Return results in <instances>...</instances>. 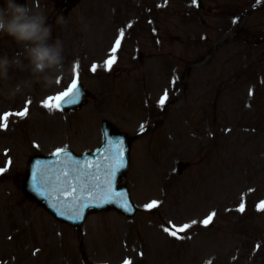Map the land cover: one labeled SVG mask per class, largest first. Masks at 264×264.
Wrapping results in <instances>:
<instances>
[{"label": "rangeland", "instance_id": "rangeland-1", "mask_svg": "<svg viewBox=\"0 0 264 264\" xmlns=\"http://www.w3.org/2000/svg\"><path fill=\"white\" fill-rule=\"evenodd\" d=\"M28 1L45 8L53 39L64 42L68 72L54 89L37 87L12 102L0 97V114L29 109L0 129V149L13 163L12 185L3 187L11 193L0 195V264H12L18 249L19 260L33 263L29 249L20 250L24 239H6L7 229L10 236L30 221L19 209L31 205L19 192L26 157L98 145L102 117L141 131L126 176L138 213H94L81 228H69L35 206L31 229L38 223L46 244L38 264H264V0H201L203 11L193 0H145L143 7L137 0H81L64 24L53 0ZM121 31L116 70L92 71L91 62L110 56ZM18 48L0 35V55ZM74 76L91 89L85 108L67 117L41 105ZM130 85L140 91H128ZM40 120L55 129L43 132ZM179 162L188 164L179 171ZM153 200L159 204L145 208ZM183 225L189 227L179 231Z\"/></svg>", "mask_w": 264, "mask_h": 264}, {"label": "clouds", "instance_id": "clouds-1", "mask_svg": "<svg viewBox=\"0 0 264 264\" xmlns=\"http://www.w3.org/2000/svg\"><path fill=\"white\" fill-rule=\"evenodd\" d=\"M58 22L65 23L62 17ZM52 32L43 10L17 0H2L0 35L10 37L19 48L12 55H0V97L12 102L37 87L47 91L59 84L68 68L64 42L59 37L53 39Z\"/></svg>", "mask_w": 264, "mask_h": 264}, {"label": "snow or ice", "instance_id": "snow-or-ice-1", "mask_svg": "<svg viewBox=\"0 0 264 264\" xmlns=\"http://www.w3.org/2000/svg\"><path fill=\"white\" fill-rule=\"evenodd\" d=\"M193 3H195V0H193ZM123 36V31L120 32V36L117 38L115 45L113 46L111 52L112 54L109 56L108 60H105L104 62V67L106 70H110L112 64L115 63L116 61V56H115V52L118 49V46L121 43L120 37ZM79 67V65L77 64L76 66H74L73 71L75 72L76 69ZM97 65L94 63L91 66V70L92 71H96L97 70ZM60 83V82H59ZM80 97H81V92H80V88L78 85V78L76 76L73 77L71 83L69 85H67V87L65 88L64 91H60L57 92L55 95H49L47 96L44 100L41 101V105L44 108H47L49 111H54V110H63V105H75L77 103H79L80 101ZM167 97V93L165 94V97L161 98L160 103L163 104L165 102V99ZM28 103H31L30 101ZM28 106L27 104L25 105V107L19 111V112H4L3 114H0V129L6 128L8 125V119L9 117L15 115V116H19V117H24L28 114ZM141 130L143 131V126H141ZM65 152V148H58L56 149V153H62ZM69 158H70V154H69ZM122 160V157H121ZM78 163V162H77ZM88 167H91V165H88ZM3 171H5V169H0V173H2ZM72 172L75 173L74 176H70L69 172L65 171L61 174L62 177H66L67 179L62 180V183L65 185H68L70 187V191H68L66 193L67 196H72L73 197V201H79L80 200V196H73V193L77 192V186H79V190L80 192H83L85 189H90L91 191H95L96 188L99 187V185H96L93 183L94 180H98V177H93V175L88 172V171H78L77 169H72ZM114 175V171L112 173ZM34 176V181H35V172L33 174ZM57 179H60V177H58ZM76 181V185L72 184V180ZM107 202V201H105ZM90 203V201H89ZM264 203V202H262ZM159 204V201H151L149 204L145 205V208H153L155 206H157ZM87 206L85 205H81L80 209L78 211H76L74 213L73 216H69V219H78L80 217V214L82 212L83 207ZM126 209L129 208L130 206L127 204V202L125 201L124 205H123ZM243 204H241V208L240 210L243 211ZM60 215H64L63 212H59ZM213 214H210L204 221V224H208L212 218H213ZM193 223H195V221H193ZM189 227V225H183L179 231H183L184 229H187ZM165 231H168V229H165ZM170 235L180 238L177 235V231H171L169 233ZM125 264H130V262H125Z\"/></svg>", "mask_w": 264, "mask_h": 264}, {"label": "water", "instance_id": "water-1", "mask_svg": "<svg viewBox=\"0 0 264 264\" xmlns=\"http://www.w3.org/2000/svg\"><path fill=\"white\" fill-rule=\"evenodd\" d=\"M108 128H110V127L108 126ZM125 143H126V145H128V141H125ZM34 160H36V158H34ZM46 162L51 163V162H54V161H53V160H47ZM43 165H44V163L41 164V165H39V168H42ZM120 165H121V164H120ZM32 170H33V169H32V167H31L30 171H32ZM40 173H42V172L39 170V174H40ZM32 184L34 185V182H33ZM99 193H100L101 195H104V193H105L106 195L116 196V197L113 199V202H114L116 205H118V206H117L118 209H120V210H122L123 212H126V213H128V214H132V213H133V205L129 202V198H128V196L126 195L125 192L121 193V192H119V190H116L115 187H114V189H113V187L110 185V186H108V187H106V188L103 187ZM125 201H126L127 204L130 206V207L127 208V209L123 206L124 203H125ZM42 202L44 203V200H42ZM129 203H130V204H129ZM54 209H55V210H59V207L56 206Z\"/></svg>", "mask_w": 264, "mask_h": 264}]
</instances>
